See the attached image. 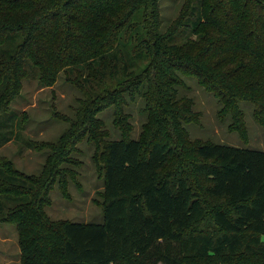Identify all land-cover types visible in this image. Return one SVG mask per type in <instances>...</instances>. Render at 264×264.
<instances>
[{"label":"trees","instance_id":"1","mask_svg":"<svg viewBox=\"0 0 264 264\" xmlns=\"http://www.w3.org/2000/svg\"><path fill=\"white\" fill-rule=\"evenodd\" d=\"M159 1L0 0V121L24 79L52 85L62 71L98 89L69 143L91 136L96 113L126 93L144 98L150 122L138 138L126 128L100 142L104 221L44 224L20 264H264V149L198 141L187 165L165 171L193 115L183 76L216 95L233 127L244 126L241 100L264 126V0H184L165 31ZM18 135L0 132V147ZM59 150L61 160L73 151ZM186 170L206 181L203 193ZM34 181L0 159V220L38 215L46 190Z\"/></svg>","mask_w":264,"mask_h":264},{"label":"rangeland","instance_id":"2","mask_svg":"<svg viewBox=\"0 0 264 264\" xmlns=\"http://www.w3.org/2000/svg\"><path fill=\"white\" fill-rule=\"evenodd\" d=\"M183 1H159L161 31H165L177 17ZM137 17L139 14H135L134 18ZM187 33L179 37V41L185 40ZM144 65L139 63L137 67L141 70ZM183 79L185 83L179 87V97L192 101L193 115L190 121L183 122L185 139L179 143L177 155L165 171H178L183 162L187 165L195 157L194 146L198 141L264 149V126L254 116L251 101L239 102L244 126L233 127V117L221 113L222 104L212 91L202 86L196 77L183 76ZM86 90L68 80L62 71L52 85H41L38 77L26 78L10 103V110L0 121V132L13 125L19 132L16 139L0 147L1 161L9 162L17 174L35 178L34 184L39 192L46 190L41 207L34 209L38 215L29 214L22 223L14 220V216L0 220V264H20L28 251L26 243L44 237L47 229L44 224L57 229L61 222L68 220L83 223L104 221L100 142L104 138H120L121 129L126 128L131 129L132 137L138 138L143 126L150 123L149 111L143 97L126 93L122 104L107 105L96 113L100 127L95 128L91 136L87 134L71 144L64 136L84 131L85 127L79 125L84 113L82 103L91 92L98 91L95 86ZM21 116L23 120L18 123ZM96 132L101 135L98 144L92 138ZM29 141H33L34 148L27 147ZM62 147L73 150L68 160L60 158L63 155H59V148ZM186 173L196 189L203 193L206 181L190 170ZM46 179L52 182L46 184ZM206 202L209 208L214 203L209 198Z\"/></svg>","mask_w":264,"mask_h":264}]
</instances>
